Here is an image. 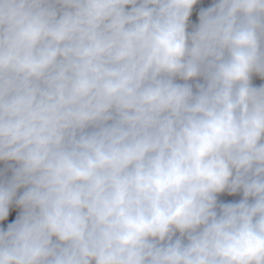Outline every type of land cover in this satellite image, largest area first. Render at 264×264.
Wrapping results in <instances>:
<instances>
[{
  "label": "clouds",
  "instance_id": "1",
  "mask_svg": "<svg viewBox=\"0 0 264 264\" xmlns=\"http://www.w3.org/2000/svg\"><path fill=\"white\" fill-rule=\"evenodd\" d=\"M0 264H264V0H0Z\"/></svg>",
  "mask_w": 264,
  "mask_h": 264
}]
</instances>
